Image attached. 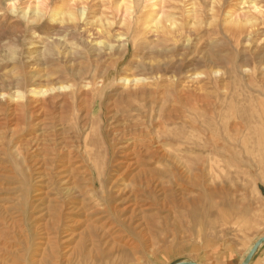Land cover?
I'll list each match as a JSON object with an SVG mask.
<instances>
[{"label": "rangeland", "instance_id": "374dc122", "mask_svg": "<svg viewBox=\"0 0 264 264\" xmlns=\"http://www.w3.org/2000/svg\"><path fill=\"white\" fill-rule=\"evenodd\" d=\"M70 1L0 0V95L9 96L0 99V207L22 219L15 250L22 261L7 264L40 262L28 256L37 240L26 236L29 224L21 221L34 184L32 152L37 146L48 152L54 134L75 144L74 153L85 140L91 156L79 160H95L89 167L96 192L98 180L107 184L113 173L108 165L105 175L102 163L125 143L139 142L143 151L153 143L165 158L152 164L154 189L142 196L148 210L143 208L141 229L120 226L128 242L114 245L100 234L84 235L80 226L69 242L64 234L58 245L50 242L56 248L42 264H241L264 237V0ZM69 11L84 13L76 32L61 22ZM84 25L98 30L99 50V41L84 37ZM118 39L125 40L118 45ZM124 72L143 79L137 98L120 94ZM93 76L100 88V80L109 82L86 102L84 84ZM54 84L73 87L75 95L66 94V106H46L39 127L29 92ZM17 94L23 99L14 108L9 102ZM137 170L98 197L114 204L117 190L131 191ZM65 244L73 248L67 256ZM250 264H264V244Z\"/></svg>", "mask_w": 264, "mask_h": 264}, {"label": "bare ground", "instance_id": "6f19581e", "mask_svg": "<svg viewBox=\"0 0 264 264\" xmlns=\"http://www.w3.org/2000/svg\"><path fill=\"white\" fill-rule=\"evenodd\" d=\"M71 1H73V0H71ZM121 1H123V0H121ZM123 7L125 8V6H123ZM126 8H128V7H126ZM124 10H126V9H124ZM127 10L129 11L130 9H127ZM82 11L84 12L85 9H83ZM83 12L80 14L78 13V15H77L76 13L69 11L66 14V16L64 17V20H62L61 22L62 23H63V21H64V23L66 22L65 23L67 25L66 27L68 29L73 28V29H75V32H76V30L79 29L80 26H82V25H80L81 21H79L81 19V17L79 19L78 16L79 15L83 16L84 15ZM125 13H127V12H125ZM86 25H88V24H86ZM86 25H84V32H83L84 37L87 40L95 38L97 41H99L97 44L94 45L95 49L99 50L104 45L103 42H101V40H99L101 38L100 37L101 35L98 36V30H95L93 28H88V27H86ZM172 33L175 34L174 32H172ZM170 34H167V36ZM123 40H125V39H123ZM123 40L118 39V40H116L115 43L120 42L118 45H121ZM114 46H116V45H114ZM122 51H123V49H122ZM108 82L109 81H106L103 79L100 80L99 83H101V85H102L101 88H105V87L107 88ZM143 82H144L143 79H140V77L136 76L135 74H128V73L124 72V74L120 78L119 84H118L119 88L121 89L120 94H122V96H126L129 99L131 97L137 98L139 91L141 90L140 86L143 84ZM191 82H193V81L191 80ZM84 86H85V89H84L85 93L83 96L84 98H82V99L85 100L86 102L91 100L93 97H96V95L99 94V90L101 89L100 86H98L97 78H94V76L90 77V79L88 80V82L86 84H84ZM73 92H74L73 87H69L66 84H64V85H55L54 84L51 88H45L44 90L40 89L38 92H35L33 90L30 91L29 92L30 94L33 93L32 95H30L31 97H29V98L33 100V106H32L33 108L32 109L35 110V115H36V119H34L36 122L35 125H37L39 127H40V125H41V127L44 126L45 118L43 117V115H44L43 113L45 110L44 108L46 106H53L52 108H54L55 106H57L58 103H61V106L62 105L66 106L67 105V101H66L67 96L69 94H72V96H73V94H74ZM66 94H68V95H66ZM0 96H1L0 99H2L3 101L7 100V98H9V96L6 94L5 95L1 94ZM21 99H23V96L21 94H17L16 100L15 101L11 100L9 102V104L14 105V108H16L17 107L16 104ZM13 111H15V110H13ZM128 111H130V110H128ZM132 111H133V109H132ZM130 114H132V113H130ZM130 114H128L129 117L130 116L132 117V115H130ZM115 115L116 114L111 115V123L114 120H117V119H115V117L117 118V116H115ZM138 115H139V113H138ZM13 117H15V116H13ZM80 119H81V117H80ZM83 119H86V115L83 117ZM123 119H122V121H123ZM78 120H79V118H78ZM142 120H144L143 117H142ZM83 122H82V124H83ZM151 122H152V120H151ZM111 123H110V125H111ZM134 124H136V122ZM138 124H140V123H138ZM0 125H5V124L0 123ZM78 125L79 124H77V126ZM125 125H123V126H125ZM120 126L122 127V125H120ZM141 126H140V128L143 129V127H141ZM13 127L16 130L19 127V124L17 122L14 123ZM67 127L69 129H71L70 126H67ZM83 128H84V126H83ZM125 128L126 127H124V129ZM135 128H133V126H132V129H135ZM41 129L43 130V128H41ZM72 129H73V127H72ZM91 130L93 131L92 127L89 131L91 132ZM117 130H120V129H117ZM127 130H129V129H126L124 131L126 132ZM138 130H139V128H138ZM55 132H57V131H55ZM83 132L84 131L82 130V133ZM142 132L146 133L144 130H142L141 133H139V134H142ZM79 133H81V131ZM119 133H120V131H119ZM115 134H117V133L115 132ZM122 134H124V133H122ZM39 135H41V137L44 136V132H41V134H39ZM56 135H59V134H54L53 136H51L52 138H54V140H52V142H51L52 144H50L51 149L48 148V149H50L48 152H46L44 150L43 146L40 148V151H41L40 153L38 152V150H39V148H37L38 146L32 152L33 154H35L37 156L36 161L33 162V167L31 166V169L33 168L31 173L34 174V178L33 179L31 178V180L33 181L34 184L31 185V187H29V188H31V193H30V194H32L31 199L29 201L28 200L26 201L25 207L23 210L24 213L28 212L27 213L28 217L26 214L27 220L25 219L26 221H21L22 223L28 222V224H29V227L27 228V231L25 232V233H27L26 236L29 237V235H30L33 238V240H37L35 242L36 244L32 245V248H29V249L27 248V252L29 253L28 256L30 254H32L33 258H39V260H40L39 264H42V262H44L43 260L45 258H47V256H49L48 252L52 251L53 248H56L55 245L57 243L55 242V240L57 241V236L59 234H64V237L67 238V240H65V241L69 242L68 239L71 238V236H72V238L74 237L73 233L77 229L74 231H72V230L77 228V227H80V226L81 227L84 226V232H83L84 235L85 234L88 235L89 233L94 232L97 235L100 234L101 238L104 237L105 239H107V241L109 243H112L114 245H116V243L128 242V240L130 238L127 239V236L124 234V231H122L123 229H121L120 226L121 225H127L126 229L132 228L133 230L141 229V226H142L141 222L144 220V218L142 216V214L144 212L143 208L145 210L147 209V205L145 204V200H143L144 198L142 196L144 194L148 193L150 191V189H154V188H152L153 182L155 181L153 173H156V171L154 172L152 164H154V162L156 160H160L161 158L162 159L165 158V155L158 156V153L160 151L159 147L158 146L152 147L153 143L151 144V141H150L151 146L149 148H146L147 150L144 149L145 151L142 150L143 146L141 144H138L139 142L135 143L136 141L135 142L132 141L131 143H128V144L125 143V145H122L121 147L119 146L120 148L117 147V149H115L114 152L112 151V149H110L113 152V153L111 152L112 153L111 156H113L112 157L113 159L110 156L111 159L107 158L105 164L104 163H102V164L104 166L103 167L104 170L106 169L104 172L105 175H107L109 167L111 168L110 174L113 172L112 173L113 175L111 174L110 176L107 177L108 180H106V181L108 183L105 184L104 180H103V182H101V180H102L101 178H100L101 180H98V178L100 176H103L102 174L98 173L97 180L99 182V187H100L101 191L99 190V192H96L97 190L95 188V181H94L95 179L93 178L95 175L92 176L93 172L90 170V167H91L90 165L92 163H94L95 160H93L91 157H90V159H88V157L91 156V154H90L91 152L89 150L90 149L89 146L86 143H84L85 140H83V142L78 140L77 148L80 149V147H81V149H80V152L76 151L77 154H75L76 152L74 153V151L76 150V146H74L75 144L72 143L73 140L70 141L71 144H73V145H68V143L66 141H64L63 138L56 139ZM128 135H129V133H128ZM80 136H82V135H80ZM133 136L135 137L136 135H133ZM140 137H142V136L140 135ZM140 137H138V138H140ZM148 138L151 139L150 136H148ZM119 139L120 138H118V140ZM149 139H147V140H149ZM123 141H124V139H123ZM175 141H177V140H175ZM158 144L161 147V144L160 143H158ZM177 145H179L181 147V144L177 143ZM113 146L115 147L116 145H113ZM144 146H146V145H144ZM111 147H112V145H111ZM83 154L85 156H88V157H86L88 160H86V158H85L86 164H84V165L82 164L83 160L82 161L79 160L80 158L83 159V156H84ZM115 156H118V157L116 158ZM96 163H97V161H96ZM108 165H109V167L107 169ZM134 166H135V168L138 169L137 170L138 173L136 172V174H133L132 178H130L131 180L129 179V182H131V183L133 182V184H134V186L130 185V187H133L131 189V191L126 192L125 189L124 190H117L116 196L114 195L115 197L114 196H113V198H110L109 196L108 197L110 198L111 202L112 201L114 202V204L118 203V204H116L118 206H114V204L106 205L104 203L105 200L103 198L100 199L98 197V195L103 194L106 191V190L104 191V189L110 190V189H113L115 186L119 187L118 184L121 181L128 178L129 175H131V171H132ZM95 167H96V165H95ZM171 173H172L171 176L173 178H176L178 171L176 170L175 174L173 173V171ZM28 179H30L29 175H28ZM79 181H82V182H79ZM84 181L87 183L86 187H84ZM78 182H79V184H78ZM129 182H128V184H129ZM126 187H127V185H126ZM120 189H121V187H120ZM84 190L88 194L91 195L90 198H87L85 196L86 193H84ZM167 193H169V192H167ZM28 196L30 197V195H27L26 199H28ZM84 197H86V198H84ZM103 200H104V202H103ZM148 208H150V206ZM153 208H154V206H153ZM7 211H9V210H7ZM7 211L3 207H0V264H7L9 261L15 263L14 261L17 262L21 259L16 254L15 250L17 248V242L19 239L18 238V226H19L20 222H18V221H20L22 219L17 220V219L10 217L9 215H6ZM112 217L114 218V220H112ZM121 218H122V220H121ZM115 219L116 220L120 219V221H118L119 224H116L117 222ZM137 222H139L140 224H138ZM82 230H83V228H82ZM51 236H53V237H51ZM28 237H27V240H29ZM52 241L55 242V243H53V244H55L54 247H52L53 244L50 243ZM103 242H104V240H103ZM103 242H101V243H103ZM130 245L131 244H129V246ZM134 245H135V243H134ZM131 248H133V247H131ZM251 248H252V246H250L247 253L249 252V250ZM129 249H130V247H129ZM17 252H19V251H17ZM72 252H73L72 247H70L68 245H66L64 247V253H66V256H67V254H71ZM48 258H50V257H48ZM20 261H22V259ZM17 263H19V262H17ZM36 263L37 262L34 261V264H36Z\"/></svg>", "mask_w": 264, "mask_h": 264}, {"label": "water", "instance_id": "95a60500", "mask_svg": "<svg viewBox=\"0 0 264 264\" xmlns=\"http://www.w3.org/2000/svg\"><path fill=\"white\" fill-rule=\"evenodd\" d=\"M264 244V237L261 238L260 240H258L253 246L252 248L249 250V252L246 254V257L244 258V260L242 261L241 264H250L253 256L256 254L257 250ZM177 264H196V263H192V262H181V263H177Z\"/></svg>", "mask_w": 264, "mask_h": 264}]
</instances>
